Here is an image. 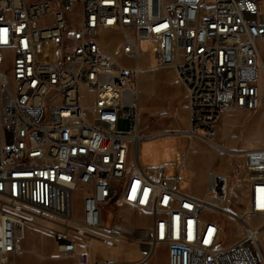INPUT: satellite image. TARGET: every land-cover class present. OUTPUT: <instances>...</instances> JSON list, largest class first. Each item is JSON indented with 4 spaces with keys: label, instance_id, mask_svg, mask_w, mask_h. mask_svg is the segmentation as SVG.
Wrapping results in <instances>:
<instances>
[{
    "label": "built area",
    "instance_id": "built-area-1",
    "mask_svg": "<svg viewBox=\"0 0 264 264\" xmlns=\"http://www.w3.org/2000/svg\"><path fill=\"white\" fill-rule=\"evenodd\" d=\"M75 12L79 26L69 20ZM116 33L134 67L95 40ZM152 42L159 66L185 89L187 136L226 153L217 141L224 116L264 108L258 0H0V264H16L33 219L52 236L54 258L74 264H117L95 262L91 249L125 242L142 250L131 264H146L158 248L167 264H264L262 227L246 220L264 221V151L230 154L248 186L242 215L227 206L228 176L210 172L197 197L182 190V175L167 179L165 168L137 161V62ZM135 213L149 216L151 227L135 228L128 218ZM208 214L229 217L243 236L224 246L221 222Z\"/></svg>",
    "mask_w": 264,
    "mask_h": 264
},
{
    "label": "rangeland",
    "instance_id": "rangeland-1",
    "mask_svg": "<svg viewBox=\"0 0 264 264\" xmlns=\"http://www.w3.org/2000/svg\"><path fill=\"white\" fill-rule=\"evenodd\" d=\"M261 14L264 16V0H258ZM78 12V11H77ZM77 12L69 16L74 26H79ZM95 40L109 55L116 58L127 67H134L135 60L126 57L121 52L124 39L120 34H99ZM158 45L145 43L143 49L146 53L139 58L141 70L139 76V108L142 113L141 128L144 139L138 147L137 161L145 170L165 168V177L171 179L179 175L184 176L185 186L182 190L192 188L202 189L210 171L228 176L230 179V195L227 206L236 214L242 215L246 204V182L243 177V167L239 159L229 153L216 152L211 147H204L198 140L187 136V127L179 115L178 104H174L164 96V83L160 77L173 70L159 66ZM264 61V43L261 45ZM174 80L166 82V88L174 90ZM83 105L89 107L92 102V92L84 88ZM150 94L154 101L150 100ZM156 104L157 112L145 113L152 104ZM147 112V111H146ZM224 116L218 130L217 141L224 147L233 150H261L264 151V108L253 112H232ZM186 124V123H185ZM188 124V123H187ZM118 129L126 130L127 124L121 122ZM176 132V133H174ZM180 153L181 160H177ZM84 190L78 188L74 192V212L81 216ZM209 218L218 220L223 227V245L238 241L244 234L243 226L220 214H208ZM129 220L137 229H147L149 219L141 213L131 214ZM250 225L261 227L263 220L256 217H247ZM22 243V251L14 260L16 264H74V261H64L54 258V241L52 236L43 227L38 225V219H33ZM40 224V223H39ZM131 243L125 242L116 249H91L95 262L112 261L117 264L139 263L143 259L142 251H137ZM137 245L136 243H134ZM262 245L264 247V227L262 232ZM158 253L146 264H167L164 248H158Z\"/></svg>",
    "mask_w": 264,
    "mask_h": 264
},
{
    "label": "crops",
    "instance_id": "crops-1",
    "mask_svg": "<svg viewBox=\"0 0 264 264\" xmlns=\"http://www.w3.org/2000/svg\"><path fill=\"white\" fill-rule=\"evenodd\" d=\"M259 6V5H258ZM122 35V34H120ZM122 38L124 39L123 35H122ZM145 43H143L144 45ZM168 80H171L175 82V86H174V90L172 89H167L166 88V82ZM160 81L162 83H164V96L169 98L174 104H178V107H179V115L182 117V119L184 120V126L183 127H187V125H189V107H188V101H187V97H186V92H185V89L184 87L181 85V83L179 82V80L177 79L176 76H174L173 74L171 73H167L166 75L164 76H161L160 77ZM150 100H153L154 101V97L152 94H150ZM139 100V98H138ZM139 105V104H138ZM156 104L153 102L145 111V113H148V114H153L154 112H157V109H156ZM141 111V110H140ZM144 114L143 111H141V114ZM229 114H227L226 116H228ZM186 123V124H185ZM188 123V124H187ZM220 128H222L220 126ZM142 129V128H141ZM187 131H188V128H187ZM186 131V132H187ZM176 133V132H174ZM143 136V139H144V135L142 134ZM192 139H196V138H192ZM198 140L199 144H201L202 146L204 147H210L206 142H204L203 140H200V139H196ZM245 150H252V149H245ZM178 155H180V153L177 154V160H178ZM141 166V165H140ZM210 172H214L215 171H210ZM209 172V173H210ZM183 176V175H182ZM184 177V176H183ZM207 179H208V176H207ZM207 179H206V183H204V185L202 186V189H195V188H192L190 189L188 192L194 196H197V197H202L206 191H207ZM185 191V190H184ZM247 191H248V186L246 185V194H247ZM148 219H149V225L148 227H151L152 225V222H151V218L149 216H147ZM121 244H124V243H121ZM120 244V245H121ZM233 244V243H231ZM231 244H228V245H231ZM119 245V246H120ZM131 246H134L136 248L137 251H142L141 248L138 246V245H135V244H130ZM226 245V246H228Z\"/></svg>",
    "mask_w": 264,
    "mask_h": 264
},
{
    "label": "bare ground",
    "instance_id": "bare-ground-1",
    "mask_svg": "<svg viewBox=\"0 0 264 264\" xmlns=\"http://www.w3.org/2000/svg\"><path fill=\"white\" fill-rule=\"evenodd\" d=\"M142 47H143V44H142ZM139 94H140V91H139ZM225 151H226L227 153H229V154L232 153V151H230V150H228V149H226ZM261 227H262L261 230H262V232H263V227H264V226H261Z\"/></svg>",
    "mask_w": 264,
    "mask_h": 264
},
{
    "label": "snow or ice",
    "instance_id": "snow-or-ice-1",
    "mask_svg": "<svg viewBox=\"0 0 264 264\" xmlns=\"http://www.w3.org/2000/svg\"><path fill=\"white\" fill-rule=\"evenodd\" d=\"M6 31V30H5Z\"/></svg>",
    "mask_w": 264,
    "mask_h": 264
}]
</instances>
